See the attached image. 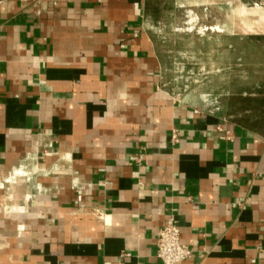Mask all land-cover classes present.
<instances>
[{
    "label": "crops",
    "instance_id": "crops-1",
    "mask_svg": "<svg viewBox=\"0 0 264 264\" xmlns=\"http://www.w3.org/2000/svg\"><path fill=\"white\" fill-rule=\"evenodd\" d=\"M153 14L0 0V264H161L170 216L181 264H264V135L168 88Z\"/></svg>",
    "mask_w": 264,
    "mask_h": 264
},
{
    "label": "rangeland",
    "instance_id": "rangeland-1",
    "mask_svg": "<svg viewBox=\"0 0 264 264\" xmlns=\"http://www.w3.org/2000/svg\"><path fill=\"white\" fill-rule=\"evenodd\" d=\"M150 11L168 88L224 106L264 87V0H150Z\"/></svg>",
    "mask_w": 264,
    "mask_h": 264
},
{
    "label": "built area",
    "instance_id": "built-area-1",
    "mask_svg": "<svg viewBox=\"0 0 264 264\" xmlns=\"http://www.w3.org/2000/svg\"><path fill=\"white\" fill-rule=\"evenodd\" d=\"M206 31L203 29L202 32ZM178 97V96H176ZM214 104L219 103L217 98H211ZM220 130V128H217ZM94 218H101L97 210L92 211ZM180 231L177 221L168 217L165 225L159 230L156 238L155 256L161 264H181L192 256V252L180 244Z\"/></svg>",
    "mask_w": 264,
    "mask_h": 264
},
{
    "label": "trees",
    "instance_id": "trees-1",
    "mask_svg": "<svg viewBox=\"0 0 264 264\" xmlns=\"http://www.w3.org/2000/svg\"><path fill=\"white\" fill-rule=\"evenodd\" d=\"M226 105L230 115L239 116V124L264 135V87L245 96H232Z\"/></svg>",
    "mask_w": 264,
    "mask_h": 264
}]
</instances>
